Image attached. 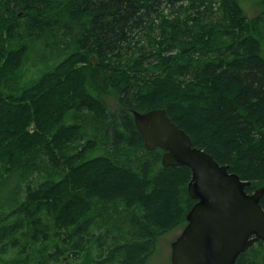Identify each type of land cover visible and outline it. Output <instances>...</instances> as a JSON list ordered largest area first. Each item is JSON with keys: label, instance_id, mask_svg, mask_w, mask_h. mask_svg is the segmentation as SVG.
<instances>
[{"label": "trees", "instance_id": "16d2710c", "mask_svg": "<svg viewBox=\"0 0 264 264\" xmlns=\"http://www.w3.org/2000/svg\"><path fill=\"white\" fill-rule=\"evenodd\" d=\"M240 2L0 0V264H150L184 228L191 172L133 112L164 109L264 187V0ZM236 264H264V242Z\"/></svg>", "mask_w": 264, "mask_h": 264}, {"label": "water", "instance_id": "95a60500", "mask_svg": "<svg viewBox=\"0 0 264 264\" xmlns=\"http://www.w3.org/2000/svg\"><path fill=\"white\" fill-rule=\"evenodd\" d=\"M133 120L145 149L163 151L164 168L186 167L191 172L187 190L195 203L170 245V264H236L241 254L264 242V187L247 193L251 183L194 147L164 109L133 112Z\"/></svg>", "mask_w": 264, "mask_h": 264}, {"label": "rangeland", "instance_id": "374dc122", "mask_svg": "<svg viewBox=\"0 0 264 264\" xmlns=\"http://www.w3.org/2000/svg\"><path fill=\"white\" fill-rule=\"evenodd\" d=\"M240 5L249 17L256 16L260 11L258 0H241ZM36 54L38 59L43 57L42 43H38ZM22 71L25 72L26 78H29V76L34 73L33 66L30 64ZM180 232L181 230H178L175 234L166 235L165 237L159 239L157 248L150 259V264H170V245Z\"/></svg>", "mask_w": 264, "mask_h": 264}]
</instances>
